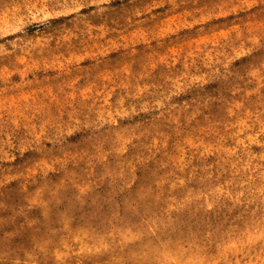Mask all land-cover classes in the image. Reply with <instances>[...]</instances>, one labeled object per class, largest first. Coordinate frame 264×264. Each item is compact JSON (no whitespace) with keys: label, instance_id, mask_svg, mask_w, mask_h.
Wrapping results in <instances>:
<instances>
[{"label":"rangeland","instance_id":"obj_1","mask_svg":"<svg viewBox=\"0 0 264 264\" xmlns=\"http://www.w3.org/2000/svg\"><path fill=\"white\" fill-rule=\"evenodd\" d=\"M0 264H264V0H0Z\"/></svg>","mask_w":264,"mask_h":264}]
</instances>
